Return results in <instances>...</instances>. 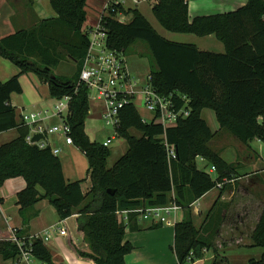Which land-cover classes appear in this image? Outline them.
I'll list each match as a JSON object with an SVG mask.
<instances>
[{
    "label": "trees",
    "instance_id": "1",
    "mask_svg": "<svg viewBox=\"0 0 264 264\" xmlns=\"http://www.w3.org/2000/svg\"><path fill=\"white\" fill-rule=\"evenodd\" d=\"M152 1L154 15L165 30L200 38L214 36L225 52H203L194 44L171 42L156 32L138 8L113 7L104 21L107 48L128 55L137 42H145L153 62L152 88L164 96L173 94L189 116L165 129L145 121L134 103L126 104L119 113L116 133L128 150L112 168H108L111 149L92 141L85 131L90 91L80 83V75L90 48L89 34L84 31L88 0H49L55 17L0 39V57L21 74H35L49 87L53 99L72 96L65 122L71 126L74 145L88 160L92 183L85 193L84 181L66 180L62 161L50 147L41 149L27 142L30 128L11 102L13 94L23 93L17 75L5 83L0 80V134L18 131L15 140L0 146V187L10 179L24 178L27 187L18 194L20 210L48 200L60 221L83 206L77 230L89 251L74 248L78 257L95 264H127L126 257L134 251L126 233L141 230L139 215L133 213L126 219L118 211L174 203L185 213L175 225L172 250L178 264H193L214 250L228 205L219 199L200 229L195 226L192 205L225 179H234L236 169L212 147L218 132L204 119L205 110L215 113L219 133L227 132L244 144L264 142V0H248L236 11L193 19L187 0ZM119 13L130 19L120 23L114 19ZM69 60L74 74L57 75L55 70ZM166 142L174 147L175 159L169 158ZM199 159L216 168V179L199 169ZM162 226L157 223L150 229ZM23 232L18 233L20 238ZM253 242L264 250V211ZM30 245L34 259L55 264L42 240L34 239ZM20 254L17 244L0 240V257L5 261L17 264ZM250 264H264V253Z\"/></svg>",
    "mask_w": 264,
    "mask_h": 264
},
{
    "label": "crops",
    "instance_id": "2",
    "mask_svg": "<svg viewBox=\"0 0 264 264\" xmlns=\"http://www.w3.org/2000/svg\"><path fill=\"white\" fill-rule=\"evenodd\" d=\"M23 1H26V5L23 3ZM100 1L102 4L100 7V12H98V18L95 22L96 26L98 25L100 18L104 13V3L106 0H95V2H97V6H100ZM187 1L189 6L190 19L200 16H211L215 14H224L225 12H233L248 3V0ZM40 2L41 0H0V39L13 35L21 30L30 29L37 23H39L41 20H43L44 18H42L41 15L42 11L40 12V10L38 9V5L40 4ZM90 2L91 1L88 0L86 8L87 16ZM149 3L153 4V1ZM125 7L126 9L138 8L141 11L140 5L134 6L131 0H127ZM141 13L145 16L142 11ZM85 25L84 31H86L87 33L88 31L90 32L92 29H94L93 26H90L87 29ZM204 38L216 39L214 36H208ZM194 45H196L200 49V51H210L206 47L202 48L197 44ZM222 46L225 50L223 44ZM219 51L222 50L220 49ZM0 60H3L5 62L4 64L7 63L8 66L6 71L3 72L2 63L0 61V80L2 82L5 83L14 76L20 75V82L23 87V93L13 94L11 97V102L12 105L16 108L21 121L23 113H26L31 108L36 109L40 107V110H49L50 107L53 106L51 105L49 107L50 101L48 99L43 98L38 93V90L43 86H46L49 90V87L43 84L39 80V78H37V80L34 79L31 82L33 84L34 91L33 93L29 92L25 88L26 83H28L26 74H21L19 68L12 64L10 61L3 59L2 57H0ZM35 90L39 95L36 94ZM18 98H20V100ZM92 98L93 97L90 92V114L88 116V119L92 116H95V113H97V116L95 117L98 118L100 107L103 108V115L105 113L104 103L100 100H97V98L93 101ZM137 102L146 111L143 106L142 98L139 97L135 99L134 104L136 105ZM43 103H47V109L41 108ZM206 111L208 110H205L203 112V117L208 122L212 131L215 133L218 132L216 138L220 137L222 134H225V132L219 133L220 126L217 122L215 113L211 111L212 113H209L207 117L205 115ZM139 113L141 114L140 111ZM148 114L149 118L152 117L151 113L148 112ZM103 115L101 117L102 119ZM141 116L144 119H147L142 114ZM211 122L213 123V127L211 125ZM60 123L61 119L57 117H53L47 121L48 126L59 125ZM230 136L233 145L231 147L228 145L225 149V145L221 146V148H218L219 150L216 151L219 152L221 156L236 169V176L234 177V179H232L233 182L228 184L225 189H223L224 187H217L213 189L192 205L193 219L195 226L198 229L202 227L208 214L214 208L216 202L219 199L220 203L228 205V209L225 213L226 220L222 224L220 234L215 240L214 250L207 251L203 259L198 260L193 264H250L252 260H259L264 253V250H260V247L255 246L253 242V234L264 211V142L260 140H254L253 142L244 144L239 140L235 139L232 135ZM17 137L18 131L15 129L1 133L0 146L15 140ZM223 138L227 139L228 136L224 135ZM48 140L51 147L55 148H60L59 143L61 142H63L66 146H75L67 145L65 139L57 135L50 136ZM75 147L79 149L77 146ZM199 163H202L205 167H210L211 174H216V172L212 171V167L209 166L207 162L199 159L198 164ZM62 164L64 171V163L62 162ZM66 180L68 182H71V180H68L67 178ZM88 182H90L89 174L87 180H84L83 190L86 188ZM26 187L27 183L22 177L10 179L6 181L3 186L0 187V203L2 206V214L0 215V234L6 237H8L9 231L11 229L16 228L19 230H24L26 236H31L40 234L41 232L46 231L54 226H59V224L61 223L56 210L48 200H43L36 204L34 207L31 208L32 211H30V209L24 212L20 210V207L17 203L18 194L25 190ZM46 210L47 212H45ZM46 213H50L54 217L53 222H49L46 220V218L44 217L46 216ZM78 215L79 211H77L74 216L67 219V223H69L71 220L76 221V226L74 230L77 232V218L79 217ZM184 216V210L181 209L173 214L172 218L175 220L174 226L163 225L160 228L150 229L152 225H155L157 223L141 221L139 224L141 228L140 231L131 232L128 230L126 233V241H129L134 245V251L126 257V263L178 264L176 255L174 254L172 247L174 246L175 242V225L181 222L184 219ZM78 235L83 240V234L78 233ZM49 242L52 243L53 249L48 248L47 245L46 247L52 253L55 264H95L91 260H86L78 257L74 248V244L72 240L68 237L57 236V234H55L53 239ZM85 246V248L88 250V245L85 244ZM55 256L59 257L60 260L57 261L55 259Z\"/></svg>",
    "mask_w": 264,
    "mask_h": 264
},
{
    "label": "built area",
    "instance_id": "3",
    "mask_svg": "<svg viewBox=\"0 0 264 264\" xmlns=\"http://www.w3.org/2000/svg\"><path fill=\"white\" fill-rule=\"evenodd\" d=\"M152 0H131L134 6L141 3H149ZM127 0H106L104 13L102 14L98 25L90 31V48L85 58L84 65L80 75V83L86 85L92 94L96 92L97 100L105 105V113L103 119L107 125L114 127L115 132L119 125V113L121 109L128 103H134L135 99L142 98L143 106L152 114L151 121L162 125L165 129L177 124L182 117H188L189 112L181 107L174 100V95L164 96L157 93L150 84L137 82L128 68L126 55L107 48V32L104 27V21L110 17L111 10L114 6L122 5L125 7ZM115 20L125 23L129 17L119 13L114 16ZM72 96H64L56 99L55 103L49 110H39L34 112H26L22 115V122L30 128L27 142L30 145H36L41 149L51 148L54 155L59 156L61 150L51 147L49 143L50 136H61L65 139L67 145H74L71 126L65 122L70 112ZM53 117L61 119L59 125H47V121ZM117 134V133H116ZM42 135L43 138L35 142L34 137ZM112 140L108 139L103 145L110 147ZM167 153L170 159L176 158L174 147L165 143ZM204 161L203 159H201ZM212 171L216 172V168L212 167ZM233 180L225 179L218 187L232 183ZM177 204H171L163 207L140 208L136 210L118 211L128 219L130 214H138L139 219L160 223L165 226H174L175 220L173 214L181 210ZM2 214V206L0 203V215ZM62 228L52 227L40 234L35 235L31 239H22L18 236L19 229H11L8 237H2L0 240H8L18 245L20 249V264H33L34 257L31 253V245L34 239H40L45 244L53 239L54 235L68 237L74 245H77L76 236L71 233L67 220L61 222ZM3 238V239H1ZM29 242V244H28ZM44 264V263H41Z\"/></svg>",
    "mask_w": 264,
    "mask_h": 264
},
{
    "label": "rangeland",
    "instance_id": "4",
    "mask_svg": "<svg viewBox=\"0 0 264 264\" xmlns=\"http://www.w3.org/2000/svg\"><path fill=\"white\" fill-rule=\"evenodd\" d=\"M90 1L91 2H90V6L88 7V16H87V21H86V25H85L87 29L90 26H93L95 28V26H96L95 22L98 18V14H99L98 12H100V7L102 4L100 1V6H97V2H95V0H90ZM23 3L26 5V1H23ZM105 4H106V1H105L104 5ZM98 5H99V3H98ZM152 5H153L152 3H141L140 9L145 14L147 20L150 22V24L153 26V28L156 30V32L160 36H162L163 38H165L171 42H175V43L197 44L198 46H200L202 48H205V47L208 48V50H210L209 52H213V53H218V52L224 53L225 50L222 46V43L219 42L218 40L214 39V38L213 39H207V38H200L197 36L175 34V33H171L169 31L165 30L161 26V24L159 23L156 16L154 15ZM38 9L40 10V12L42 11L41 15H42V18H44V19H50V18H53L56 16L55 12L52 10V8L50 6L49 0H41L40 4L38 5ZM88 34L91 36V33L89 31H88ZM220 49L222 51H219ZM0 61L2 63V71L4 72V71H6V69L8 67L7 63L4 64L5 62L3 60H0ZM127 62H128L129 68L131 70L132 77L137 82H140L144 85L147 84V82H149L150 73L153 70V62H152V59L150 56V51H149L145 42L139 41V42H137V44H135L132 47V49L129 51V54L127 55ZM74 72H75V66H74L73 62H71L70 60L63 63L62 65L59 66V68L57 70H55V73L59 76H70L71 74H74ZM26 76L28 79V83H26L25 88L27 91L33 93L34 89H33V84L31 82L34 79L37 80L38 77L33 75V74H26ZM35 92L37 95L40 94L43 98L48 99L50 101L49 107L55 103V100L50 96L49 90L46 86H43L42 88H40L38 90L39 94L37 93L36 90H35ZM92 97H93L92 98L93 101L96 100V92L95 91H92ZM18 99L20 100V98H18ZM93 103H95V102H93ZM136 105H137L138 110L141 112V114L145 118H147L148 121H151L150 118H152V117L149 118L148 112H146L139 105L138 102ZM41 108L47 109L48 108L47 103L46 104L43 103ZM34 110L38 111V110H40V107L36 108V109L31 108L27 112H32ZM209 113H212V112L208 110L205 112V115L207 116ZM94 115L97 116V113H95ZM102 115H103V108L100 107L99 117L96 118L95 116H92L91 118L88 119V121L86 123V132L92 141L104 143L108 139L112 140V144L109 147L112 151V155L108 160V168H112L115 165V163L122 156H124L127 153L128 145L123 138H120L119 136H117L113 126L107 125L105 120L101 118ZM211 125L213 127L212 122H211ZM134 134H136V133H134ZM224 135L228 136V138L227 139L223 138ZM230 137L231 136L229 134H227V132H225V134H222L220 137L215 138L214 141L212 142V147L214 148V150H219L218 148H221V146H224V145H225L224 149L228 145L231 147L233 145V142H232ZM226 143H228V144H226ZM59 146H60V148L59 147L58 148L61 150L59 158L64 163V171H65L66 178L68 180H71V182L84 181V180L86 181L87 177H88L89 164H88V160H87L86 156L83 154V152L81 150L77 149L75 146H66L63 142L59 143ZM228 153H229V150H228ZM198 165H199L198 167L200 170H205L207 173H210V167H205L202 163H199ZM211 175L214 179H216V174H211ZM91 186H92V183L90 180V182H88L86 188L84 189L85 193H87L91 190ZM45 203H48V202H45ZM43 205H48V204H43ZM82 208H83V206L81 207V209ZM81 209H79L78 211L80 212ZM30 211H32V210L30 209ZM45 212H47V210ZM44 217L49 222L54 221V217L50 213H46V216H44ZM65 220H67V219H65ZM141 221L151 222V221H145V220H141ZM68 225H69V229H70L71 233H73V235L76 234L78 236L77 237L75 235L76 240L78 242V245H76V247H78L79 249H81L83 251H89V248H88V250L85 248L86 247L85 244H87V243H85V241H83L81 239V237L78 235V232L74 230V228L76 226V221L71 220L68 223ZM56 227L60 229L63 226L60 223L59 226H56ZM21 231H23V230H21ZM25 234L26 233L23 232V235H21L22 239L28 240V239H31L32 237L35 236V235L26 236ZM2 237H5V236H2ZM1 239H3V238H1ZM46 245L48 248L53 249V247H52L53 245L51 242H47ZM260 250L263 251V249H261V248H260ZM255 254H256V252H255ZM55 259L57 261L60 260V258L57 256H55ZM32 261H33V264H41V262L36 260V259H33ZM0 264H14V263L12 261H5L2 257H0ZM17 264H20V263H17Z\"/></svg>",
    "mask_w": 264,
    "mask_h": 264
},
{
    "label": "water",
    "instance_id": "5",
    "mask_svg": "<svg viewBox=\"0 0 264 264\" xmlns=\"http://www.w3.org/2000/svg\"><path fill=\"white\" fill-rule=\"evenodd\" d=\"M42 138H43L42 135H36V136L34 137V141H35V142H38V141H40Z\"/></svg>",
    "mask_w": 264,
    "mask_h": 264
}]
</instances>
